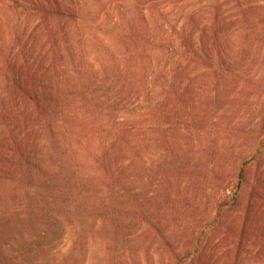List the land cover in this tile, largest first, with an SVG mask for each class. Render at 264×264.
<instances>
[{"label":"trees","instance_id":"trees-1","mask_svg":"<svg viewBox=\"0 0 264 264\" xmlns=\"http://www.w3.org/2000/svg\"><path fill=\"white\" fill-rule=\"evenodd\" d=\"M133 2L139 21L51 2L28 34L4 20L0 264H216L204 198L214 229L241 221L239 253L264 198V0L182 6L179 28L149 19L166 0Z\"/></svg>","mask_w":264,"mask_h":264},{"label":"rangeland","instance_id":"rangeland-1","mask_svg":"<svg viewBox=\"0 0 264 264\" xmlns=\"http://www.w3.org/2000/svg\"><path fill=\"white\" fill-rule=\"evenodd\" d=\"M206 0H166L165 3H162V10L155 11V15L151 16L149 19L154 23L156 18L162 19L165 22H175L178 28L181 26L182 21H179L181 16V8L184 7V10L194 11L200 8ZM224 1V0H223ZM51 2V4L59 3L65 10L68 8H81L82 5H85L88 10L91 12L90 16L99 20L112 19L115 21L123 20L122 22L139 21V16L133 8V0H0V34L4 32V20L9 19V22H15L23 20L24 32L28 34L34 24L38 21L39 15L33 11V4ZM121 5L123 8V14L120 15L117 13V7ZM229 5V3H228ZM20 7V10L17 9V14L13 11V8ZM79 15V13H77ZM80 16V15H79ZM172 20V21H171ZM170 23L167 27L162 29H154V32L159 36L161 34H174V31L170 29ZM104 33H101L100 36L104 37ZM112 45V44H111ZM113 52L115 53L118 63H121L122 53L121 48L118 43L112 45ZM87 53L89 54L90 61L96 66V68L101 67L106 63H110V60L103 55L96 56L93 48L90 44L87 45ZM115 59V60H116ZM113 64H117L114 61ZM155 65H158L157 68H165V62L159 58L155 59ZM202 202V208L197 213L201 217L208 218L204 223L208 225L201 226L198 223L196 231L198 234L202 231V228L206 227L204 232L206 236H213V241L220 244V250L216 255V264H264V198L259 199V206L256 209V215L250 216L251 221L246 227V234L244 235L243 244L240 247L239 253L237 249V243L234 241V235L236 230V225H239L241 221H235V212L223 211L221 209V214H223V224L214 229L213 216L218 213V208L216 203L210 205L207 198H204ZM208 205V206H206ZM208 209L205 211L204 209ZM201 217L193 216L190 218L194 224H196ZM203 224V223H202ZM74 227H69L68 236L64 239L62 246L59 245L58 248L68 249L75 237H74ZM253 232L255 239L247 240V232ZM203 232V233H204ZM230 236L231 239L226 244L222 238ZM94 246V245H93ZM91 245V248L93 247ZM95 247V246H94ZM93 247V248H94ZM96 250V247H95ZM232 251V252H231ZM236 255V256H235ZM91 259H89L90 263Z\"/></svg>","mask_w":264,"mask_h":264}]
</instances>
